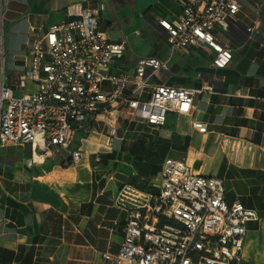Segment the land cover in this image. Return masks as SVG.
I'll list each match as a JSON object with an SVG mask.
<instances>
[{
	"label": "crops",
	"instance_id": "crops-1",
	"mask_svg": "<svg viewBox=\"0 0 264 264\" xmlns=\"http://www.w3.org/2000/svg\"><path fill=\"white\" fill-rule=\"evenodd\" d=\"M71 1L106 4L103 26L111 38L127 39L124 55L116 62L120 71H130L142 55L167 58L166 32L158 20L178 19L183 13L181 0H3L9 36L21 44L25 63L30 26L43 32L65 18L64 8ZM238 1L241 9L236 24L219 34L220 41L233 50L232 61L236 60L230 77L207 75L206 69L219 72L224 68L212 66L213 51L202 43L180 50L185 59L174 54L164 68L188 70L186 80L151 81L198 89L192 112H169L161 127L142 120L131 125L116 117L113 124L120 125L124 134L108 145L114 141L119 145L109 152L97 150L83 160L81 139L99 124L105 132L111 126L106 125L111 111L100 113L88 129L77 131L83 135L77 138L76 133L72 147L82 151L79 162L68 154L63 159L54 154L28 165L29 146H0L4 154L0 162V264H129L104 258L106 251L118 252L123 239L121 225L128 212L116 202L118 190L131 184L145 193L155 192L154 178L166 155L183 159L196 173L223 178L228 201L239 199L256 209L259 218L246 223L240 264H264V0ZM123 21L141 28L126 30ZM134 35L144 36L146 46L133 43ZM4 37L6 48L5 20ZM179 116L189 124L177 129L173 124ZM193 120L205 122L207 131L195 129ZM166 126L170 130L161 135Z\"/></svg>",
	"mask_w": 264,
	"mask_h": 264
},
{
	"label": "built area",
	"instance_id": "built-area-1",
	"mask_svg": "<svg viewBox=\"0 0 264 264\" xmlns=\"http://www.w3.org/2000/svg\"><path fill=\"white\" fill-rule=\"evenodd\" d=\"M178 19L160 18L166 32L168 57L139 56L130 71L116 62L127 39H113L103 26L106 4H66L65 18L43 32L31 25L25 68L12 82L6 78L4 10L0 0V146H29L28 165L42 163L54 154H68L79 162L82 151L73 148L76 133L88 129L100 113L117 112V119L142 120L161 127L169 112H192L198 89L152 83L176 50L206 44L212 66L225 68L233 50L219 39L221 31L236 24L238 0H181ZM140 34V30H135ZM211 89V86H207ZM195 129L207 124L193 120ZM112 124L107 144L123 137ZM264 148V126L262 136ZM155 192L145 193L124 184L116 202L126 209L118 252L106 251L107 261L129 264H240L246 223L258 219L255 208L239 199L228 201L223 178L199 174L181 158L167 155L154 178Z\"/></svg>",
	"mask_w": 264,
	"mask_h": 264
},
{
	"label": "rangeland",
	"instance_id": "rangeland-1",
	"mask_svg": "<svg viewBox=\"0 0 264 264\" xmlns=\"http://www.w3.org/2000/svg\"><path fill=\"white\" fill-rule=\"evenodd\" d=\"M2 4H3V0H2ZM4 9V7H3ZM123 25L129 29V27H140V24H132L130 22H126L123 21ZM112 29L115 28V26L113 25L111 27ZM143 31V29H141ZM9 27H8V23L7 20L5 18V34H6V48H5V52H6V58H5V70H6V74H7V80L10 81L12 80V78L14 77L15 74L20 73L21 71L24 70L25 68V57L23 54V48L21 46V44H19L18 40L15 38V36H9ZM144 36H135V39L133 40V43L135 41L140 42L141 46H146V40L143 38ZM131 43V42H130ZM175 56L179 57L180 59L184 60L185 57L183 55L182 52H180V50H176L175 52ZM241 59V58H240ZM232 61L226 68L220 70L219 72H215V70H208L206 69V73L207 75H219L220 77H230L232 75V67L235 64ZM186 71V72H185ZM187 72H189L188 70H184V71H179V72H175L171 65L168 69H163L162 71L158 72L156 75H154L151 78L152 82H157L159 80H164V79H174V80H178V81H183L186 80L188 78L187 76ZM172 77V78H171ZM200 97H202V95H200ZM117 117V112L116 111H111L108 116H107V120H106V125H112L113 122L116 120ZM127 122H130L131 125H134V120L130 121L128 118L126 119ZM174 122V121H173ZM101 123V122H100ZM189 124V120L183 116H179L177 122L175 124H173L174 128L180 129L185 125ZM171 127V126H170ZM169 126H166L164 128H162L160 130V134L161 135H166L168 133V131L170 130ZM101 130L104 131V128L102 126V124H99L98 127H94L93 129L90 130L89 134L87 136H84L81 139V149L84 152L83 155V160H86L87 158H89V154L90 153H94L95 151H100V152H109L111 150H113L116 146H118V141H114L113 146H109L106 143V136L103 135V132H101ZM105 133V131H104ZM77 138H79L82 134V132H78L77 133ZM57 159H63L66 157L65 154H57L56 155ZM4 159V154L1 153L0 150V162H2ZM194 171V170H193Z\"/></svg>",
	"mask_w": 264,
	"mask_h": 264
},
{
	"label": "trees",
	"instance_id": "trees-1",
	"mask_svg": "<svg viewBox=\"0 0 264 264\" xmlns=\"http://www.w3.org/2000/svg\"><path fill=\"white\" fill-rule=\"evenodd\" d=\"M142 147H144V146H142ZM143 151H145V148L143 149ZM161 154L164 155L165 153H164V152H161ZM166 156H167V155H166ZM166 156H164V158H165ZM164 158H163V159H164ZM163 159H162V161H163ZM161 164H162V162H161Z\"/></svg>",
	"mask_w": 264,
	"mask_h": 264
},
{
	"label": "water",
	"instance_id": "water-1",
	"mask_svg": "<svg viewBox=\"0 0 264 264\" xmlns=\"http://www.w3.org/2000/svg\"><path fill=\"white\" fill-rule=\"evenodd\" d=\"M163 30V29H162Z\"/></svg>",
	"mask_w": 264,
	"mask_h": 264
}]
</instances>
